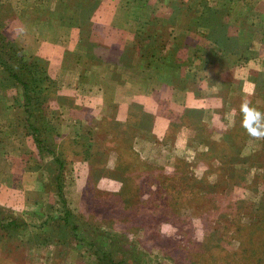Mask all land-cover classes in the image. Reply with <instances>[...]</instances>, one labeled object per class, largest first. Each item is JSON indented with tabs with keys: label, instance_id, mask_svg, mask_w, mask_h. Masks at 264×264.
I'll list each match as a JSON object with an SVG mask.
<instances>
[{
	"label": "rangeland",
	"instance_id": "rangeland-1",
	"mask_svg": "<svg viewBox=\"0 0 264 264\" xmlns=\"http://www.w3.org/2000/svg\"><path fill=\"white\" fill-rule=\"evenodd\" d=\"M145 1L148 14L133 16L140 23L131 45L122 31H111L104 44L96 35L92 37L93 14L82 28L87 55L80 70L85 77H90L88 68L94 67L112 80L127 76L126 83L135 82L131 89L142 91L139 105L134 108L116 106L109 111L113 116L116 113V123L107 119V127L98 125L97 132H109L116 141L111 147L119 155L117 167H106L100 157L84 159L87 163L75 158L79 153L75 143L61 138L64 136L61 108L69 107L70 115L80 124L85 123L79 128V142L83 144L91 137L86 121H92L95 110L79 105L72 93H58L56 80L51 78L56 91L46 104L48 110L56 111L60 127L55 139L68 159L63 182L67 206L92 225L93 238L98 244L107 246L108 237L120 239L118 249L134 251L139 256V264H264V140L248 136L240 126L239 116V105L244 98L264 112V80L257 96H237L230 98L228 104L223 94L212 97L201 93L198 85L202 86V80L196 79L190 88V104L183 110L170 112L173 118L161 116L158 109L139 118V108L149 106L158 98L152 86L161 82L182 86L187 78H181V66L185 69L189 66L181 60L184 54L172 45L170 38L173 27L181 23L176 20L173 23L166 9L161 13L155 0ZM123 2L121 0V7ZM13 4V0H0V30L8 40L17 43L13 36L20 23L13 14L7 13ZM16 7L19 12H27L29 8L24 5L20 11L21 2ZM158 11L161 15L156 14ZM121 16L125 17L124 12L118 9L116 18ZM184 18L192 20L188 14ZM24 25L33 29L31 23ZM186 33H181V42L187 38ZM136 47L147 58V63L143 64L145 69H140V63L135 61ZM157 57L160 62L155 61ZM140 70L147 73L149 81L138 77ZM156 71L160 73L161 82L151 78ZM14 90L0 88V103L8 100L10 110L0 109V155L21 150L29 163L24 170L37 172L39 189L23 190L24 202L29 203L24 210L0 203L7 214L26 219L33 234L28 242H19L16 238L0 242V262L93 264L95 247L89 250L86 242L70 239V245H64L35 237L52 233V225L36 226L47 214L43 204L58 201L53 185L45 184L50 174L45 167H38L39 155L33 138L17 129ZM167 119L169 124L164 126L161 122ZM134 122L141 123L145 130L141 132L133 126ZM12 136L19 140L11 141ZM29 138L35 150L26 143ZM96 146L102 147L101 140ZM140 151L145 159L135 154ZM21 194H17L19 199H22ZM115 258H119L118 253Z\"/></svg>",
	"mask_w": 264,
	"mask_h": 264
},
{
	"label": "crops",
	"instance_id": "crops-1",
	"mask_svg": "<svg viewBox=\"0 0 264 264\" xmlns=\"http://www.w3.org/2000/svg\"><path fill=\"white\" fill-rule=\"evenodd\" d=\"M23 1L13 0L14 9L12 7L7 10V13L13 14L20 23L15 29L17 32L13 39L22 46L25 53L39 56L47 61L48 73L56 80L58 93H72L79 105L95 110V117L92 121H86V128L90 127V132H92L91 149L87 152L92 156L88 158L100 157L106 167H117L119 155L111 147V144L116 141H113L112 134L109 132H97L98 125L107 127V119L116 123V113L113 116L109 111L116 106L134 108L137 104L139 105L142 91L132 90V83L135 82L126 83L127 76L122 80H112L107 78V73H102L101 69L94 67L88 68L90 77H85L81 72V64L87 55L85 49L87 44L83 41L84 28L72 26L69 29L59 18V14L70 12L67 7L65 10L64 6L69 4L70 0H28L30 1L28 4ZM20 2L22 3L20 11L25 5L29 7L26 9L27 12L17 10L16 5L18 6ZM71 2L72 5L75 4V1L71 0ZM122 5L123 7H121V0H100V3L98 0V7L91 12L95 23L91 31L92 37L96 35L95 38L101 39L104 44L111 31H122L128 45L133 43L140 23L136 22L133 16L148 14L146 1L124 0ZM155 5L160 11L166 9L168 13L170 12L173 23L175 20L181 23L173 27L170 38L172 45L182 50L184 55L181 60H185V64L189 63L186 69L181 66V70L183 69L181 78H187L188 83L185 82L182 86L163 83L160 81V73L156 71L151 78L161 83L152 86L151 89L158 98L153 100L154 102L149 106L139 108L137 114L139 118L157 109L162 112L161 116L173 118V115L169 116L170 112L183 110L190 104V88L196 79L202 80V86L198 85L201 93L212 97L223 94L228 104H230V98L232 100L237 96L258 95L256 93L261 88V81L264 80V0H167L166 4L162 0H155ZM118 9L123 10L124 18L122 16L116 18ZM161 13L156 12L157 15ZM55 14L59 16L54 18ZM185 14L191 16L192 20L189 19L190 17L185 19ZM25 23L33 24V29L30 30L24 25ZM185 31L187 38L181 42V37H183L181 33ZM135 50L137 52L134 54L135 61L140 63V69H145L143 64L147 63V58L142 56L138 47ZM158 60L157 57L155 61ZM228 61L230 65H227ZM77 65H79L78 71H76ZM142 76L144 82L149 81L147 73L140 70L138 77ZM225 81L229 83L224 85ZM177 98L179 100H176ZM153 104L156 105L153 106ZM8 105V100L3 101L0 103V109L6 108L10 112ZM9 107L13 111L12 105ZM61 109L64 133L61 138H65L72 144L75 143L79 151L75 158L84 162L83 143L79 142L81 132L79 128L84 127L85 123L80 124L73 115L71 116L69 107ZM207 110L209 108H206ZM169 119L161 123L164 126L168 125ZM99 120H102V123ZM134 124L133 126L138 127L141 132L145 130L141 123L134 122ZM14 139L18 138L16 136L10 138L11 141ZM100 140L101 148L96 146ZM26 143H29V146L35 150L30 138ZM135 154L145 159L141 151ZM26 164L27 159L19 149L0 155V203L21 210L28 208L29 203L24 202L21 193L25 188L39 189V184L36 182V171L24 170ZM17 194H21L22 199H19Z\"/></svg>",
	"mask_w": 264,
	"mask_h": 264
},
{
	"label": "trees",
	"instance_id": "trees-1",
	"mask_svg": "<svg viewBox=\"0 0 264 264\" xmlns=\"http://www.w3.org/2000/svg\"><path fill=\"white\" fill-rule=\"evenodd\" d=\"M97 3L98 0H78L73 5L65 4V10L68 8L70 12L59 14L60 16L55 14L53 17L59 16L63 24L82 29L89 23L88 16ZM8 87L15 89L13 102L17 111V129L33 138L39 155L38 167H45L46 173L50 174V179L45 184L50 182L53 185L52 191L58 201L55 204L47 202L43 204V208L47 210L45 218L39 225H32V227L52 225V233L36 234L35 237L43 242L64 245H70V239L86 242L89 250L95 247L92 252L95 254L93 264H139V256L134 251H128L123 247L118 249L117 242L120 239L108 237L107 246L98 244L93 238L95 232L92 225L67 206L63 195V182L68 159L61 149V144L56 140L60 127L56 111L48 110L46 104L49 98L54 97L56 91L47 71L46 60L25 53L22 46L8 40L0 30V88L6 90ZM90 138L82 145L83 159L86 160L92 144ZM5 211L6 209L0 206V242L14 238L19 242L32 240V230L26 219L12 216L13 213L9 210L8 213L11 214ZM115 253L119 254L118 259L115 258ZM0 264H3V261Z\"/></svg>",
	"mask_w": 264,
	"mask_h": 264
},
{
	"label": "clouds",
	"instance_id": "clouds-1",
	"mask_svg": "<svg viewBox=\"0 0 264 264\" xmlns=\"http://www.w3.org/2000/svg\"><path fill=\"white\" fill-rule=\"evenodd\" d=\"M239 116L240 126L248 136L255 140H264V112L253 106L249 99L244 98L239 105Z\"/></svg>",
	"mask_w": 264,
	"mask_h": 264
}]
</instances>
